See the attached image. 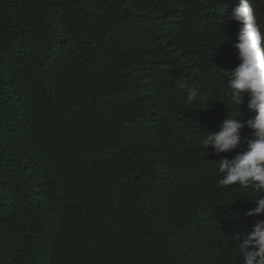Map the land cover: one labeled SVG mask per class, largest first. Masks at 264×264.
<instances>
[{
	"label": "trees",
	"instance_id": "1",
	"mask_svg": "<svg viewBox=\"0 0 264 264\" xmlns=\"http://www.w3.org/2000/svg\"><path fill=\"white\" fill-rule=\"evenodd\" d=\"M225 28L200 0H0V264H243L249 195L200 143Z\"/></svg>",
	"mask_w": 264,
	"mask_h": 264
},
{
	"label": "clouds",
	"instance_id": "2",
	"mask_svg": "<svg viewBox=\"0 0 264 264\" xmlns=\"http://www.w3.org/2000/svg\"><path fill=\"white\" fill-rule=\"evenodd\" d=\"M200 2L207 15L226 22L211 51L213 96L225 82L232 108L210 133L203 134L200 143L218 160L219 186L239 188L249 195L246 214L251 220L236 228L231 239L243 264H264V20L257 0ZM195 99L196 94L190 93L189 103ZM240 105L244 117L237 110ZM218 232L219 227L208 226L196 234L193 260L201 262L208 256Z\"/></svg>",
	"mask_w": 264,
	"mask_h": 264
}]
</instances>
